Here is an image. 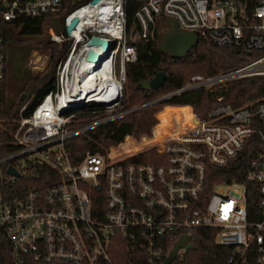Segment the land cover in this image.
<instances>
[{"label":"built area","instance_id":"1","mask_svg":"<svg viewBox=\"0 0 264 264\" xmlns=\"http://www.w3.org/2000/svg\"><path fill=\"white\" fill-rule=\"evenodd\" d=\"M139 2L135 16L143 38L166 32L168 20L175 19L183 30L218 47L255 56L230 70L193 75L186 86L129 107L127 66L138 59V35L127 32V0H0L5 21L68 11L65 33L51 29L53 41L69 44L56 70V88L20 119L0 156V241L9 247L13 264H166L185 236L189 242L170 264H264V101L234 107L215 95L221 104L208 117L185 105L191 125L182 127L176 119L174 131L159 140L154 126L151 136L140 141L127 136L106 152L81 153L75 146V139L91 138L105 125L185 92L215 93L233 81L264 77V0ZM93 37L109 46L89 45ZM90 52L99 58L89 59ZM5 71L0 38V85ZM256 135L261 146L245 180L211 186ZM152 148L158 164L130 160ZM251 193L257 198L254 208ZM203 231L219 247L213 263L195 262L193 256Z\"/></svg>","mask_w":264,"mask_h":264},{"label":"trees","instance_id":"2","mask_svg":"<svg viewBox=\"0 0 264 264\" xmlns=\"http://www.w3.org/2000/svg\"><path fill=\"white\" fill-rule=\"evenodd\" d=\"M73 1L83 3L87 0ZM139 6V0H127V32L130 33L134 30V34L138 35L135 42L138 59L135 63L127 66L129 95L126 94L124 102L126 106H138L178 90L186 86L193 75L208 76L230 70L243 65L251 56H255V54H247L244 50L232 46L218 47L203 37L199 38L198 45L185 57L174 58L169 56L160 49L161 35L163 34L161 30L148 38L140 36L139 24L135 16ZM67 14L68 11H63L54 15L21 17L15 21H5L0 18V38L3 41L6 56L5 78L0 85V156L8 151L6 144L11 139V133L18 127L20 119L29 117L39 100L56 88V69L59 62L66 57L69 44L64 42L62 45H58L50 40L47 32L53 28L48 20H55L63 24ZM59 27L55 28V33H65L64 27ZM36 50L50 54V64L44 72L35 73L28 67L30 57ZM158 72L167 74L164 84L157 90H142L140 88L141 83L145 80H151ZM15 84L22 86L17 93L12 89ZM26 93H30V95L32 93L33 98L28 99L29 96H26ZM215 95L224 96L222 103H228L234 107L264 101V77L233 81L227 88L215 93L206 89L185 92L169 100L144 107L118 121L105 125L91 134V138L75 139L74 141L77 142L75 146L81 153H85L87 150L106 152L111 147L119 146L127 136H132L137 140L142 135L151 136L153 127L158 123L157 112L167 105L184 106L166 107L164 111L160 112L161 122L158 123L159 125L157 124L155 129L156 137H158L165 126L169 125L167 119L173 113L178 116V120L182 117L180 113L186 115L187 119L184 121L190 120V108L185 107V105H191L201 118L208 117L212 108L221 104L217 102ZM24 105L26 108L20 114V109ZM260 128L264 132V122L261 123ZM129 144L128 142L126 146ZM260 146L261 139L259 136L250 138L239 155L228 166L220 170L222 174L217 178H212L211 186L214 182L244 181L249 162L256 156ZM156 155V149L152 148L133 156L130 160L158 164L159 159ZM249 198L251 208H254L257 204V198L254 197L253 193L249 194ZM196 243V249L193 251L195 262L202 260L213 263L216 261L213 257L219 247L215 245L214 238L209 231H203ZM8 249L9 247L5 242L0 241V264H13L7 253ZM125 253L128 254L124 244L121 247V254L124 257L128 256Z\"/></svg>","mask_w":264,"mask_h":264},{"label":"water","instance_id":"3","mask_svg":"<svg viewBox=\"0 0 264 264\" xmlns=\"http://www.w3.org/2000/svg\"><path fill=\"white\" fill-rule=\"evenodd\" d=\"M98 0H92L93 3H96ZM78 23V18H75L68 27L66 31L69 33L74 29ZM168 30L161 35L160 49L169 56L174 58H183L185 57L194 47L199 43V37L197 34L183 30L178 22L175 19L168 20ZM97 43H102L106 48L109 46V41L103 40L99 37L91 38L89 45H94ZM89 59H96L99 56L96 53L90 52ZM167 74L165 72H158L154 78L151 80H145L141 83L140 88L142 90H157L165 82ZM26 96L30 93H26ZM9 172L13 175H18V172L13 168H9ZM189 237L185 236L180 241L176 242L174 249L171 251L170 255L166 259V264H170L174 258H176L178 249L184 247L189 242ZM190 248V245L187 249Z\"/></svg>","mask_w":264,"mask_h":264},{"label":"rangeland","instance_id":"4","mask_svg":"<svg viewBox=\"0 0 264 264\" xmlns=\"http://www.w3.org/2000/svg\"><path fill=\"white\" fill-rule=\"evenodd\" d=\"M50 19V18H49ZM48 23L50 24V25H52V30L54 31L55 30V28L56 27H59V28H63V24H62V22H58V21H50V20H48ZM51 29H49L48 30V32H47V34H48V36H49V38H50V40H52L51 39V31H52ZM55 32V31H54ZM64 32H62V34H63ZM53 41V40H52ZM55 42V41H54ZM56 44H58V45H62L64 42H61V43H57V42H55ZM67 45H68V42H67ZM50 59H51V57H50V54H46V53H43V52H41V51H39V50H36V51H34L33 53H32V55H31V57H30V60H29V63H28V67L33 71V72H35V73H37V72H44V71H46V68H47V66L50 64ZM58 67V66H57ZM57 70V69H56ZM12 86V85H11ZM21 85H19V84H15L13 87H12V89L17 93L20 89H21ZM126 94L127 95H129V88L127 87V83H126ZM28 99H31V98H33V95H32V93H31V95H29V97H27ZM165 109V108H164ZM164 111V110H163ZM160 112L161 111H159V112H157L156 113V117H157V119H159L160 120V117H159V114H160ZM181 114V116H184L185 114H183V113H180ZM176 119H178V116L177 115H175L174 113L167 119V121H168V124H171V125H175V122H176ZM160 122H161V120L159 121V124H160ZM179 122H184V120H183V118L181 117L180 119H179ZM158 124V123H157ZM156 124V125H157ZM158 124V125H159ZM155 125V126H156ZM146 136H148V135H142V137L139 139L138 138V140L140 141L141 139H144ZM143 143V142H142ZM143 145V144H142ZM117 151H119V150H117Z\"/></svg>","mask_w":264,"mask_h":264},{"label":"bare ground","instance_id":"5","mask_svg":"<svg viewBox=\"0 0 264 264\" xmlns=\"http://www.w3.org/2000/svg\"><path fill=\"white\" fill-rule=\"evenodd\" d=\"M189 107V106H188ZM190 108V107H189ZM189 114H190V120L188 121H184V122H180V125L182 127L184 126H190L191 125V113H190V109H189ZM158 125L155 126L154 128V132H155V129ZM170 131H174L173 129V125L169 124V125H166L165 128L162 130V132L160 133V136L156 137V133H155V140H159L160 138L164 137V135ZM129 143L131 144L132 142L129 141ZM129 144V145H130ZM139 148V147H138ZM138 148H135V150H137Z\"/></svg>","mask_w":264,"mask_h":264}]
</instances>
